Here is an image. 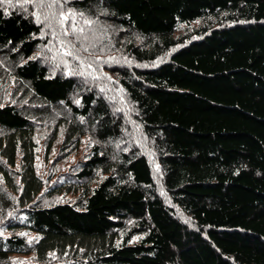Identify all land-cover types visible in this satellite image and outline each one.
<instances>
[{
  "label": "trees",
  "instance_id": "trees-1",
  "mask_svg": "<svg viewBox=\"0 0 264 264\" xmlns=\"http://www.w3.org/2000/svg\"><path fill=\"white\" fill-rule=\"evenodd\" d=\"M64 12L105 43L74 30L48 57ZM4 78L0 264H264V0H12ZM43 127L49 150L93 140L55 178Z\"/></svg>",
  "mask_w": 264,
  "mask_h": 264
},
{
  "label": "rangeland",
  "instance_id": "rangeland-1",
  "mask_svg": "<svg viewBox=\"0 0 264 264\" xmlns=\"http://www.w3.org/2000/svg\"><path fill=\"white\" fill-rule=\"evenodd\" d=\"M64 14H71L69 16L72 17L71 24H73L74 29H70L69 26L62 27V30L56 32L49 30V45L47 46V56L51 53H62L64 50H67L70 47V41L75 39V35L73 31L77 32V35L80 39L84 41L89 40L93 42L100 37H102L103 43H105V34L102 32V28H98L92 24V20L86 18L85 16L81 15H74L71 12H64ZM86 21H90L91 23H86ZM58 22L61 23V15L58 19ZM63 23H66L63 22ZM62 23V25H63ZM205 21H195L191 24L184 25L180 30V34L187 33L190 30H193L196 27L203 25ZM105 25V24H104ZM81 29L83 31H81ZM112 30H110L111 33ZM67 33V34H65ZM52 56V55H51ZM5 78L2 80L4 82ZM14 80V79H12ZM5 82L0 86V93L5 96L3 102L6 99H10V93L12 91L11 86H6L2 89V86L5 85ZM50 129L47 127H43L38 132V141H39V149H38V165L41 175L46 178L47 176L54 175V178L60 175L62 172H65L66 169L73 164L74 162L78 161L79 159L83 158L85 152L87 151L88 144L91 143L92 145V138L89 136H84L81 140V143L77 146H73L70 149H60L62 147L61 141L62 137L58 136V139L55 140L49 150L47 148V140L48 134ZM76 195L74 194H63L54 197L55 201H73ZM18 234L25 235L29 240H32L36 237L34 233H30L29 231H18ZM5 235H9L10 233L4 232ZM141 240V236H135L132 239V242H139ZM34 254H18L13 257L14 264H24L25 262H30L34 260Z\"/></svg>",
  "mask_w": 264,
  "mask_h": 264
},
{
  "label": "snow or ice",
  "instance_id": "snow-or-ice-1",
  "mask_svg": "<svg viewBox=\"0 0 264 264\" xmlns=\"http://www.w3.org/2000/svg\"><path fill=\"white\" fill-rule=\"evenodd\" d=\"M24 2L25 3H31V2H34V0H24ZM12 4V0H0V6H3V5H11ZM51 5H49V7H50ZM71 14H64V13H61V23H63V22H65V21H67L68 19H69V16H70ZM82 15V14H81ZM37 22L38 23H41L42 21H40V19H39V16H37ZM86 23H91L90 21H86ZM81 31H83L82 29H81ZM65 34H67V33H65ZM66 55H71V52H67V53H65Z\"/></svg>",
  "mask_w": 264,
  "mask_h": 264
}]
</instances>
